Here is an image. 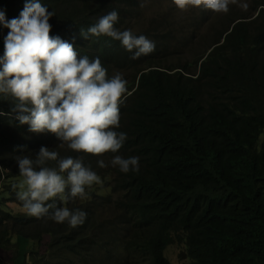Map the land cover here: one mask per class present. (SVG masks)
I'll return each mask as SVG.
<instances>
[{"label":"trees","instance_id":"1","mask_svg":"<svg viewBox=\"0 0 264 264\" xmlns=\"http://www.w3.org/2000/svg\"><path fill=\"white\" fill-rule=\"evenodd\" d=\"M25 2L0 0V11L18 18ZM40 2L54 13L51 35L127 81L114 129L127 139L116 153L73 151L20 124L18 101L0 93V264H171L170 245L188 264H264V0L250 14L229 8L213 38L200 32L207 10L186 19L173 0L149 20L142 0ZM113 10L115 27L153 41L152 53L132 59L120 41L88 33ZM8 31L0 25L1 51ZM42 146L100 178L83 198L49 201L86 212L82 225L57 223L52 210L30 216L18 199L17 160H35ZM117 155L138 157L139 170L121 172L111 164Z\"/></svg>","mask_w":264,"mask_h":264},{"label":"clouds","instance_id":"2","mask_svg":"<svg viewBox=\"0 0 264 264\" xmlns=\"http://www.w3.org/2000/svg\"><path fill=\"white\" fill-rule=\"evenodd\" d=\"M145 8L152 7L145 4ZM181 10L188 6L227 13L229 4L237 0H173ZM246 10L247 4L242 5ZM145 10V9H144ZM141 12V14L144 12ZM54 16L40 0H26L18 18L5 19L0 11V25L9 31L3 41L0 56V93L11 95L18 103L16 119L29 125L34 133L45 131L68 142L76 152L90 155L116 153L127 139L119 127V106L127 92V81L117 73L108 78L100 59L78 56L75 46L59 36L51 35L50 18ZM119 15L113 10L88 28L92 36L105 35L120 41L132 52V59L149 55L155 43L144 35L135 36L131 30H118ZM84 38H87L86 36ZM224 35L218 42L223 41ZM56 151L41 147L36 159L19 158V173L24 178L18 199L27 214L36 218L49 215L57 223L65 221L73 228L82 225L86 212L68 207H57V197L85 196V186L99 183L100 178L82 160L72 157L58 159ZM138 157L115 156L111 164L121 172L138 171ZM47 161H58L57 168L44 166ZM103 168V160L98 161ZM63 173H67L66 177ZM68 189V195H64Z\"/></svg>","mask_w":264,"mask_h":264},{"label":"rangeland","instance_id":"3","mask_svg":"<svg viewBox=\"0 0 264 264\" xmlns=\"http://www.w3.org/2000/svg\"><path fill=\"white\" fill-rule=\"evenodd\" d=\"M145 4L151 5L152 7H146L144 12L142 13V19L149 20L151 17L155 16L156 11L158 13H162L163 10L167 9L169 6L174 5L172 0H145ZM247 4L246 10L242 7V5ZM254 0H237L235 4H229V8L234 9L237 13L241 14H250L253 11L254 6ZM200 7H193L188 6L186 9L181 10L178 9L181 13V15H184L186 19L190 18L195 11H197ZM209 12V19H208V25H202L200 27V32L208 33L209 38H213V32L212 30L218 26H220L222 23H224V12H214L212 10L206 9ZM185 22L189 25L193 26L192 22L193 20H186ZM197 50L196 52H198ZM3 55V51L0 50V56ZM124 74V73H122ZM19 182L24 179L22 176ZM22 190V189H21ZM20 190V191H21ZM3 199V195L0 196V200ZM11 207L6 206L11 211H15L16 208L19 210H22L20 207L15 208L11 202L9 203ZM166 255L169 258L171 264H188V260L180 256V248L178 246L170 245L166 250ZM1 256V253H0Z\"/></svg>","mask_w":264,"mask_h":264}]
</instances>
